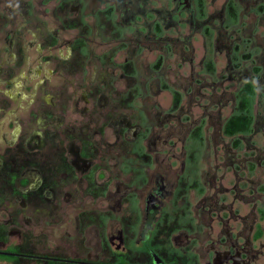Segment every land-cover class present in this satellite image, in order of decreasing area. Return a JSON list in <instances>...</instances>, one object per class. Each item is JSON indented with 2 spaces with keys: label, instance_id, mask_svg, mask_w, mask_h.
<instances>
[{
  "label": "flooded vegetation",
  "instance_id": "1",
  "mask_svg": "<svg viewBox=\"0 0 264 264\" xmlns=\"http://www.w3.org/2000/svg\"><path fill=\"white\" fill-rule=\"evenodd\" d=\"M0 264H264V0H0Z\"/></svg>",
  "mask_w": 264,
  "mask_h": 264
}]
</instances>
